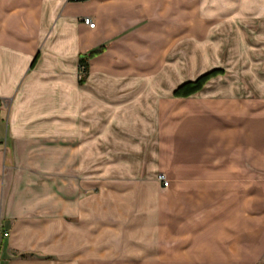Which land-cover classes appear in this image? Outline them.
Masks as SVG:
<instances>
[{"label":"crops","instance_id":"obj_1","mask_svg":"<svg viewBox=\"0 0 264 264\" xmlns=\"http://www.w3.org/2000/svg\"><path fill=\"white\" fill-rule=\"evenodd\" d=\"M239 2L252 24L264 14ZM183 6L0 0V264H264V104L211 90L165 118L178 79L163 76L165 35L180 33ZM105 44L82 80L81 58ZM161 168L171 182L151 198ZM100 171L144 178L119 189L138 199L119 206L124 218L89 202Z\"/></svg>","mask_w":264,"mask_h":264},{"label":"rangeland","instance_id":"obj_2","mask_svg":"<svg viewBox=\"0 0 264 264\" xmlns=\"http://www.w3.org/2000/svg\"><path fill=\"white\" fill-rule=\"evenodd\" d=\"M188 1L180 0V3H185V6L180 8L179 14L174 10V15H179L178 30L180 33L165 35V45L170 42L172 48L165 50L167 58L164 64L165 67L169 66V69L167 68L169 73L165 72L163 76L167 77L168 74L171 76V73H176L178 79L175 80L177 82L189 77H195V79L189 80L194 81L207 72L215 70H221V72L212 75L199 90L188 95L189 97L176 95L175 91L183 83L174 88L177 82L173 81L172 86L164 91L166 101L163 104L164 107H162L165 118L171 115L174 107L181 110L178 112L181 114L183 111L188 110V106H193L195 100L205 101L207 91L211 90L224 95L228 93H236L240 96L249 95L257 99L260 104H264V34H237L235 32L237 24L243 27L254 25L258 27V30H261L260 26L264 22V19H262L264 14L259 15L258 22L256 20L252 24V11L245 9L247 4H244L243 9L242 3L239 2V12L234 10L237 6V0H190L189 3ZM193 2H195V13L191 10ZM249 3L251 4L250 0ZM259 5L264 7V0H260ZM168 13L165 12V19ZM172 30H175V28ZM262 30L264 31V28ZM101 47H103L101 51L103 52L107 46L105 44ZM201 72L203 73L196 77ZM80 74L82 78L85 73H82L81 70ZM173 88L175 90H172ZM177 99L179 102L174 103L173 100ZM100 167L105 169V165ZM158 170L153 177L156 183H152L149 178L147 179L149 189H152L151 198L157 195L155 191L157 187L167 188L171 182L170 174L166 169L165 171L163 168ZM160 174H166L169 180L168 186H164L159 180ZM97 178L99 180L98 195L89 202L99 205V217L101 219L108 218V214L112 215L113 208H115L116 215H114V218H124L119 216V214H123L120 213L119 206L125 203L138 202V199L136 195L124 196L119 194L118 191L124 186L131 185V183L139 187L144 178H132V180L129 178L109 179L108 174L101 171ZM190 182L186 186L191 187L194 185L192 181ZM196 183L201 186L205 185L207 188V179H197ZM110 186L116 188V194L113 193L115 191ZM161 187L160 190H162ZM163 191L169 192L167 190ZM170 196L168 194L165 199L168 198L167 200H169ZM189 197L192 198V196ZM171 198L173 197L171 196ZM127 215L129 218L130 214Z\"/></svg>","mask_w":264,"mask_h":264},{"label":"trees","instance_id":"obj_3","mask_svg":"<svg viewBox=\"0 0 264 264\" xmlns=\"http://www.w3.org/2000/svg\"><path fill=\"white\" fill-rule=\"evenodd\" d=\"M103 50V47L98 48L96 50H93L92 52H90L89 56L87 57H82L81 61H80V69L82 70V73H86L88 71V63H87V59H89L90 57L100 53ZM221 72V70H215L212 72H207L203 75H201L200 77H198L196 80L194 81H188L183 83L181 86H179L177 88V90L175 91L176 95H184V96H188L191 95L192 93H194L195 91L199 90L202 85L212 76L215 75L217 73ZM84 79V77H82V80Z\"/></svg>","mask_w":264,"mask_h":264},{"label":"built area","instance_id":"obj_4","mask_svg":"<svg viewBox=\"0 0 264 264\" xmlns=\"http://www.w3.org/2000/svg\"><path fill=\"white\" fill-rule=\"evenodd\" d=\"M83 22L86 25H88L90 28H94L95 25H96V22L94 21L92 16H84ZM159 180L164 184V186H168L169 185V180H168L166 174H160ZM1 233H2V230H1V226H0V234ZM5 234H7V232H5Z\"/></svg>","mask_w":264,"mask_h":264}]
</instances>
